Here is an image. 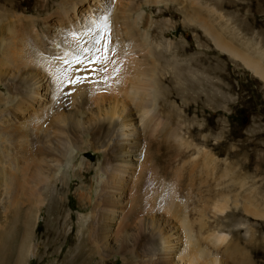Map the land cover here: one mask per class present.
<instances>
[{"label": "rangeland", "instance_id": "374dc122", "mask_svg": "<svg viewBox=\"0 0 264 264\" xmlns=\"http://www.w3.org/2000/svg\"><path fill=\"white\" fill-rule=\"evenodd\" d=\"M42 1L28 0L27 3L35 8ZM61 1L54 0L52 11L64 9ZM65 1H70L69 6L74 5L72 0ZM85 1L82 15L81 11H76L72 29L63 30L64 34L69 35L73 30L79 33V30L84 29L86 17V20H93V16L97 18L98 14L106 11L118 12V7L123 3L131 5L134 8L129 22L143 45L126 50L121 58L134 56L145 59L148 67L155 69L153 90L148 95L129 88L125 95L118 85L105 78L104 74L98 73L105 68L103 60H96V57L91 61L84 60L81 47L78 50L81 60L79 63L70 66L67 61L58 60L70 68L78 81L83 79L79 88L86 87L87 92H92V99L95 98L75 109L76 101L72 104L71 99L68 100V97L74 98L70 80L58 83V78H51L48 73L45 75L38 67L9 65L7 68L3 65L4 73L0 78V126L4 125V120L16 127L18 135L10 138L7 132L12 134V131L8 126L5 131L2 129L4 135H0V155L3 151L6 153L0 160V264H65L67 260L75 258L78 255L79 240L74 236L82 232L81 229L88 225L96 213L92 212V208L81 205L77 190L82 189V186H92L93 203H96L106 191L108 172L112 171L123 180H130L141 169L145 180L141 192L154 186H150L152 183L148 180L157 167L153 161L132 166L112 157V162L116 165L105 170L109 165L105 163L104 150L112 140L105 142L104 146L101 142H96L87 131H92L96 123H107L109 119L105 115L113 101L119 104L123 102L122 115L125 114L131 121L129 126L117 131V138L120 140L134 142L139 138L141 143H145L146 117L153 112L158 114L156 121L160 122V127L165 124L170 129L173 128L169 136L171 143L175 148L183 150L184 154L165 162L166 164L161 163L165 164L167 173L159 177L155 191L158 195L162 190L170 191L172 183L178 185L177 173L186 179V183L193 178L190 179L192 191L191 198L188 199V206L193 212L186 215L193 226L186 228L179 221L184 211L179 217L162 210L158 213L144 212V217L156 227L146 228L140 235L134 234L132 228L129 230L135 236L127 245L131 247L136 241L134 253L123 254L113 238L98 241L103 253L109 256V261H115L114 264H238L235 257L248 254L250 264H264V78L241 59H234L225 52H220L209 35L203 39L200 37V23L204 20L215 33L221 34L241 53L251 56L264 67V0ZM185 4L189 6L187 10L196 12L195 15L201 21L185 14ZM169 7L177 11L175 15L169 12L160 14ZM2 10L0 7V18L5 12ZM19 13L35 19L46 17V14L39 16L35 12H15ZM17 27H11L12 30L7 32L11 33ZM56 27V30L61 28ZM113 27L114 36L120 25L113 24ZM176 27L179 30L170 34L168 30H175ZM41 34L45 40L44 49L47 50L42 55L51 60L50 56L59 53L64 46L61 37L63 33L57 40L44 31ZM189 42L196 45L206 43L209 50H215L210 53L212 61L207 69L204 70L203 65L197 62L196 56L201 52L199 48L191 49L187 54L173 53L172 47ZM170 44L171 48L168 49ZM4 46L0 42V50ZM27 46L28 50H32L31 54L41 53L32 43ZM28 50L25 49L23 53L29 52ZM217 52L221 54V61L215 59ZM220 71L221 75L218 73ZM160 73L163 76L171 73L173 79L165 81L160 78ZM57 84L61 86L59 95L63 92L65 94H61L67 98L65 106L60 104L59 96L52 94ZM57 112L68 116L80 130L77 131L76 142H65L67 139L71 140L73 135L66 133L69 125L64 124V121L50 125V119ZM118 114L110 118L113 123L122 121ZM57 124L63 131L60 132ZM189 129L193 131L189 132ZM52 130L60 132L59 135L68 148L64 150L65 156H62L61 162L54 159L55 156L51 157V154H48L46 161L37 162L49 174L47 178L37 181L33 177L36 161L27 146L39 137L46 148L54 147L58 138ZM24 143L26 149L19 151ZM240 145L245 146L247 151L239 152ZM86 149L90 154L83 151ZM54 152L58 153V150ZM250 154L256 165L251 169L241 167ZM86 167L90 172L83 177L78 169L83 171ZM234 170H239L238 178L243 183L237 188L232 178ZM72 179L74 182L69 187L68 181ZM62 186L64 190L60 191ZM110 193L115 197L123 196L117 188L111 189ZM160 199L163 201L161 204L165 205L167 197L161 195ZM222 205L223 208L220 207ZM108 208L112 210L110 212L116 209L112 205ZM61 214L64 215V221L65 218L69 219L68 222L64 223L62 219L61 223H56L55 218ZM216 232L227 235L221 244H217L212 238ZM161 235L168 236L170 244L167 250L158 252L156 248H152L151 242L154 237L156 239ZM186 236L191 240L200 238L202 246L205 245L209 250L204 258L199 256L196 262L183 259L185 257L180 251L185 246ZM234 244L239 245V250L234 249ZM168 251H171L169 255ZM97 258L90 263L75 264H96Z\"/></svg>", "mask_w": 264, "mask_h": 264}, {"label": "bare ground", "instance_id": "6f19581e", "mask_svg": "<svg viewBox=\"0 0 264 264\" xmlns=\"http://www.w3.org/2000/svg\"><path fill=\"white\" fill-rule=\"evenodd\" d=\"M27 1L28 0H0V7L1 9H3L2 11L5 10V12L2 13V16L0 18V42L5 44L4 49L0 50V78L4 73L3 71L4 66L8 68L9 65L11 66L14 65L16 67L19 66L38 67L41 69V71L45 73V75L46 73H48L51 78H55V77L58 78V83H63L64 81H69V80L71 81L72 79L78 80V78L76 79V76H74L75 74L72 73L70 68H68L64 62L67 61V63H69L70 66L79 63L81 60L79 59L80 56L78 55V50H81L82 47L83 52L81 53L83 54L82 57L84 58V60L91 61L92 58L94 57H96V60L97 59L99 61L103 60V65L105 66V68L102 72H98V73L104 74V76H106L105 78H108L109 80L113 81L116 85H118V87H120L121 91H123L125 95L128 94L129 88L135 90L136 92H142L143 94H148V95L151 94V90H153L152 82L154 81V79H156L155 69H153V67H148V65L146 64L147 63L146 60L142 58L138 59L137 57L134 56L133 57L124 56V58H121V56H123L124 53H126L125 52L126 50L133 48L137 45L140 46L143 45L142 44L143 42L142 43L139 42V38L137 37V32H135L134 27L129 22L130 15L134 7H132L127 3H123V5H120L118 7L119 10L118 12H113V10L106 11L103 14L102 13L98 14L97 18L96 16L95 17L93 16V20L92 18L88 20H86L87 17L85 19L83 18L85 21L84 29L79 30V33L75 31L76 34L73 30V32H71L68 35V34H64V31L66 29H68V31L72 29L73 17L76 15V11L78 13L81 11V15H82V11L84 10L83 8L86 6L85 0H72L71 2H74V5L72 6H69L70 1L62 0L60 3L65 7L63 10L60 11L59 10L52 11V8L55 5L54 0H43L35 8L29 6ZM136 3L138 4V2ZM194 4L199 5V3H194ZM184 8H185L184 12L187 16L193 18L194 20H197L198 18L200 20V17L197 16V14L195 15L196 12L191 13L190 11L187 10L189 6L185 4ZM17 10H21L23 12H35L39 16L42 14H46V17L35 19L34 17H30L22 13L15 14ZM168 12L171 13L172 15H175L176 14L175 12L177 11L174 8L169 7L166 8L165 10H162L160 14L168 13ZM71 14H73L72 18L70 17ZM104 16L108 17L107 34L105 33L103 27L102 17ZM113 24L118 26L120 25V29L116 30L114 36L112 33L114 32ZM97 25H100V27H97ZM56 26L61 27L62 29L58 28V30H56L57 28ZM200 26L202 27L201 28L202 32L200 34V37H202V39L205 38L206 35L207 36L209 35L212 38L216 48L220 52L222 53L225 52L227 55H229L234 59H241L242 62H244L248 67H250L261 78H264V67L261 64H259L258 61H256L254 58H252L249 55L241 53L239 49L235 48L221 34L215 33L214 30H212L204 20L202 23H200ZM11 27H17V28H15L16 30L14 31H10L11 33H8L7 32L8 30H12ZM41 30L46 32L48 35H53L55 40H57V37L61 36L60 34L63 33L62 34L63 36L61 37H63L64 46H62L59 53H56L55 55L54 54L52 55L50 53V55H52L50 56L52 58L51 60H49V58L44 57L42 55L47 50L44 49L45 40H43ZM177 30H179V27H176L175 30H168V31L170 34H174L177 32ZM31 31L33 32L31 33ZM52 31H54V33ZM124 39L125 40L127 39L126 42H123ZM29 42L32 43V45L36 49L40 50L41 53L38 52L36 54H31L30 51L32 50H28V46H27L30 45ZM169 48H171V44L168 46V49ZM172 48H173V53L175 54H187L191 49L199 48L201 52L196 56L197 62L203 65L204 70L207 69L208 64H210L212 61V57L210 53L215 52V50L213 49L209 50L208 49L209 47L206 45V43H198L197 45L194 44V42H189L188 44L182 43ZM25 49H27L29 52L23 53ZM35 51L36 50H34V52ZM57 55L62 56L64 62L61 63L58 62V60L53 59V56H57ZM220 56L221 54L217 52V57L215 59L221 61ZM60 69H64V70H60ZM218 73L220 75L222 74L221 71ZM160 78L165 81H171L173 79L171 73L169 75H166L165 73L164 76L163 74L160 73ZM81 79L82 78H80L79 80L81 81ZM127 81L129 82L128 84ZM81 85L82 82L73 84V87L71 85V94L72 96H74V98L68 97V100L71 99L72 104H74V101H76L75 102L76 105H74L75 109H79V107H82L84 104H86L88 100L92 99L91 96L92 92H87L86 87L82 89L79 88L81 87ZM60 89L61 86L57 84L55 89L53 90L54 92L52 91V94L55 93L57 96H59L60 104L65 106V102L67 98L65 97V95L64 96L62 95L65 94L63 92H60L59 95ZM23 90L26 91V89ZM92 100H95V98ZM111 104L112 105H110L111 107L109 108L107 115H105V117L109 119L107 123L104 122L96 123L93 126L92 131H87L88 133L92 134V137L93 139H96V142L97 141L98 143L101 142L104 146H105V142L108 143V141L110 142L112 140V143L104 150L106 154L104 160L105 163H108L109 165V167H106L105 170L111 169L113 168L114 165H116L114 162H112V157L122 162L130 163V165L132 166L136 164L139 165L140 163L144 164V162L153 161L157 167L155 172H152V175L148 180H150V182L152 183L150 184V186L151 185L154 186H151V188H145L144 191L141 192V188H143L145 180L142 178L141 169H139V171L136 172L131 177L130 180H123L122 177H118V175L112 173V171L108 172V180H107L108 184L106 185L107 187L105 188L106 191L100 195L99 198L100 200H97L96 203H93L94 197H93L92 186L90 187L82 186V189H78L77 193L80 201L82 202L81 205L84 206V208L85 207L92 208V212L94 211L96 213L93 219L88 223V225L85 228L81 229L82 232L75 234L74 238H77V240H79V246L77 251L78 255L73 259L67 260L65 264H71L72 262L74 264L75 262L90 263L95 257H98L97 258L98 260H96V264H114L115 261L113 263L109 261V256L103 253L102 249L99 247V242H98L100 240L104 242V240H109L110 238H113L116 242H118L117 243L118 249L119 251H122L123 254L134 253L136 251L135 249L137 248L135 244L136 241L131 247L127 245V242H130V240H132V237L135 236L133 235V232L134 234L136 233L140 235V232H142L146 228L155 229L156 227V226L154 227V223L152 221H149L147 217H144V212L158 213L159 210L160 211L162 210L166 214L179 217V214H181L182 211H184L183 216H181V218L179 217V221L181 220V223L186 228H191V226H193V224L189 222L186 216L187 214L189 213L192 214L193 212L192 208L188 206V199L191 198V191H192L191 190L192 187L190 186L192 184V180L190 179L193 178H190L189 182L186 183L185 182L186 179L181 178L182 175L177 173L176 178L178 185L177 184L172 185L173 184L172 183L171 187L169 188L171 189L170 191L169 190L165 191L166 190L165 189L162 190L158 195L156 194L155 191L156 190L155 185L157 184L159 177L164 173H167L165 164L168 163L170 160L172 161V159H174L175 157L184 154L183 150L175 148L173 146L174 144L172 145L171 143V139L169 138V136L172 133L173 128L170 129V126L167 125L165 126V124L164 126L160 127L159 126L160 122L157 123L156 121L157 120L156 117L158 114L153 112L151 115L146 117L147 122L144 127V132L146 135L145 143H141V140L139 138L136 141L134 140V142L127 140L125 141L120 140V138H117L118 135L117 131L121 130L122 127L129 126L131 124V121H129L127 117L124 116L125 114L122 115V113L124 112L123 102L122 104H119V102L113 101L111 102ZM146 113H148L147 110ZM69 114L71 115V113ZM115 114H118L119 117H121L122 120L121 122L113 123L110 120V118L114 117ZM60 121H64V124L69 125L68 131H66V133L70 132L73 135V138L71 140L66 138L67 141L65 142L66 143L67 142L71 143V141L76 142L77 131L79 132L80 130L77 129L75 123L71 119H69L68 116H65L61 112L60 113L57 112L56 115H54V117L50 119L49 123L51 126H54L56 122H60ZM5 122L6 121L3 120L4 125L0 126V135H4L2 129L4 128L5 131L7 126L10 127L12 131L11 132L12 134H9L10 132H7L10 138L18 135L15 131L16 127L10 126L11 124L9 125ZM58 126L59 125L57 124V128H59ZM59 130L60 132L63 131L62 128H59ZM189 130H190L189 132L193 131V129H189ZM52 132L55 133V137H57L59 141V144H57L58 141L56 140L57 143L54 145V147L50 146L51 148H46L44 144L41 142V139L39 137H36V139L30 142V144L27 146V148H30L29 152L33 153L34 159L36 161L35 167L33 169V177L36 178L37 181H39V179L42 180L43 178H47L49 176V174L46 173L47 171L45 170L43 165L37 162L46 161L47 158L49 157L48 154H51V157L55 156L54 159H57L58 161L61 162L62 156L65 154L64 150L68 148L67 144L62 140V137L59 135L60 132L58 133L55 130H52ZM7 134L5 133V137ZM107 138L108 140H106ZM21 147L19 148V151L20 149L21 151L25 150L26 149L25 143ZM54 150H58V153H55ZM83 151L86 152L87 154H90L89 150L87 149ZM238 151L239 152L247 151V148L243 145H240ZM3 153H1L2 155H0V160L6 156V153L4 151ZM163 162L166 163L161 165V163ZM255 165H256V161L254 158H252L250 154L248 160L242 163L241 167L251 169L253 168L252 166ZM45 166L48 167V165L46 164ZM78 172H81L84 177L90 172V170L88 167H86V169L83 171H81V169H78ZM238 172L239 170H234L232 177L233 181L236 183L234 185L236 188L243 185L241 180H239L238 178L239 177ZM73 182H74L73 179L69 180L68 186L71 187ZM113 188L119 189V191L122 192L123 194L122 196L123 198L118 196L117 197L112 196L110 192L111 189ZM59 189L60 191L64 190L63 186L60 187ZM161 195L162 197L164 196L167 197V200L166 201L164 200L165 205L161 204V202H163L161 199L159 200ZM70 196L71 195H69V198H71ZM182 198H185L186 200L182 201L183 200ZM111 205L113 207L115 206L116 209L114 210L117 211L119 214H117V212L115 211L110 212L112 210H109L108 207ZM220 207L223 208L224 205ZM63 216H64L63 214L57 216L55 218L56 223H59L62 219L64 223L68 222L69 219L65 218L66 221H64ZM131 228L133 229V232L130 233L129 230ZM191 234H188V236H190ZM70 236H68V238ZM187 238H185L186 242L184 248L180 251V253L183 254L182 256L185 257L183 258L185 259V261L196 262L199 256L203 257L208 253L209 250L207 249V247H205V245L202 246L200 238L197 237L198 238L197 239L195 237L196 239H193L192 237L193 240ZM212 238L217 244H221L223 241H225L227 235L225 233L216 232L214 233ZM208 240H210V238ZM169 242L170 239L168 238V236L161 235L156 239L154 237L153 241L151 242L152 243L151 246L153 245L152 248H156L158 252H160L161 250L165 251L167 250V247L170 244ZM239 248L240 247L238 244H234L235 250H239ZM170 253L171 251H168L167 255H169ZM102 258H104V260H102ZM129 261H131V259ZM132 261L134 260L132 259ZM235 261L238 264L251 263L249 262L248 254L242 255L241 257L236 256ZM214 262L217 263L216 258H214ZM157 264H162V263L159 262Z\"/></svg>", "mask_w": 264, "mask_h": 264}, {"label": "snow or ice", "instance_id": "6c2138e0", "mask_svg": "<svg viewBox=\"0 0 264 264\" xmlns=\"http://www.w3.org/2000/svg\"><path fill=\"white\" fill-rule=\"evenodd\" d=\"M102 21H103V27H104L105 33L107 34V32H108V23H107L108 17L107 16L102 17ZM97 27H100V25H97ZM53 59L60 60V59H62V56H60V55L53 56ZM70 82L73 83V84H75V83H79L80 81H78V80H72Z\"/></svg>", "mask_w": 264, "mask_h": 264}]
</instances>
